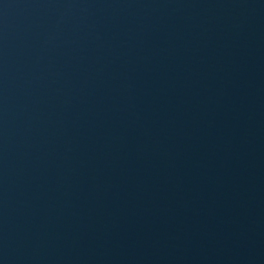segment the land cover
I'll return each mask as SVG.
<instances>
[{"label":"water","instance_id":"1","mask_svg":"<svg viewBox=\"0 0 264 264\" xmlns=\"http://www.w3.org/2000/svg\"><path fill=\"white\" fill-rule=\"evenodd\" d=\"M0 264H264V0H0Z\"/></svg>","mask_w":264,"mask_h":264}]
</instances>
